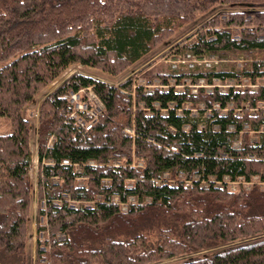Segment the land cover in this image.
Instances as JSON below:
<instances>
[{
    "label": "trees",
    "instance_id": "16d2710c",
    "mask_svg": "<svg viewBox=\"0 0 264 264\" xmlns=\"http://www.w3.org/2000/svg\"><path fill=\"white\" fill-rule=\"evenodd\" d=\"M192 24L166 56L250 60L147 66L160 86L135 99L136 77L75 73L38 108L35 193L42 91L75 65L117 75ZM189 78L228 87L194 93ZM87 87L105 107L89 129L69 97ZM0 122V254L13 264H28L35 194L36 264H264V0H0Z\"/></svg>",
    "mask_w": 264,
    "mask_h": 264
},
{
    "label": "rangeland",
    "instance_id": "374dc122",
    "mask_svg": "<svg viewBox=\"0 0 264 264\" xmlns=\"http://www.w3.org/2000/svg\"><path fill=\"white\" fill-rule=\"evenodd\" d=\"M195 24L192 25H187L186 28L180 30L179 32L176 33L174 37H172V43L168 47H165L164 49H158L157 51L154 52V54H149L143 57V60L139 61L138 63L133 64L131 67H128L126 69L121 70V73L117 75H111V74H106L102 72L101 70H96L88 67H83L82 65H75L71 68H69L66 72H64V75L59 78L57 81L53 82L52 85H50L47 89L43 90L42 93L38 96V99L36 103L31 106L30 110V115L29 118L32 121L33 127H32V132H31V138H30V152L31 155H33V164H32V169L29 172V178L32 181L33 184V189L35 190V193L38 192V174H39V169L40 166H38V149H39V140H40V134L38 135L37 132L39 131V121H38V116H39V106L41 102L47 97L49 94L53 93L54 90H56L58 87H60L61 84H63L68 78L71 76L75 75V73H81L83 75H90L97 81H101L104 84H107L108 86H115V87H120L123 82L126 80H129L132 77H136L135 79L137 82L133 85L132 91L131 92H126L124 93L129 94L132 96V98L135 99L136 94L134 90L139 86H143L147 88V90H152L156 86H160L159 81H155V85H148L146 82L142 80V70L145 69L147 66H155L160 63H166L170 65L173 69H177L181 67V65H187L188 67L195 68L198 67L200 69L204 68H210L212 65H223V64H228V65H235L238 67V69H241L246 61L250 60V57L241 53H235L234 56L232 55H224L223 58L220 56L216 55H211V57H196L191 53H183L181 56H177L176 58H173L172 55L166 56V54L169 52V50L177 47V44L181 43L183 39H186L188 35H190L192 32L195 31L194 29ZM219 61V62H218ZM215 62V63H214ZM147 69V68H146ZM224 69V68H223ZM223 69H220L221 71ZM215 84L212 85H207V80L205 79H185V83L188 85L189 89L196 93V90L201 89V87H204L206 91L212 92L214 87H218L220 90H225L227 89L228 85H223L220 83L218 79H214L213 81ZM173 83V81H172ZM230 84H234L236 87H243V84H235L232 81H229ZM172 85V84H171ZM170 85V86H171ZM177 89H181L182 86L176 87ZM77 96V99L74 100V97ZM70 101L75 104V108H77L78 111H85L86 108H88V115L90 117V120L86 122L85 120H80V125L84 127V124H95L96 120L98 119L100 113L104 110V104L101 101V99L96 95L94 92L93 87H87V88H82L79 92L76 93H71L69 95ZM86 98L87 101L84 102L83 99ZM197 106V105H195ZM189 108L190 105H188ZM85 108V109H83ZM193 114L198 115V110L196 108H192ZM207 116H210V113L207 114ZM93 117V118H92ZM5 125L0 122V128L1 130L4 129ZM0 130V131H1ZM126 132L133 135V130L132 128H125ZM48 143L50 145L53 144V138H49ZM256 179V178H255ZM188 185H190L189 182H187ZM254 183V182H253ZM206 185V184H205ZM203 185V186H205ZM249 187V186H248ZM235 189V188H233ZM37 198L38 194H35V197L33 199L34 203L32 205V217L30 220V225H29V230L27 235L29 236L28 238V243L30 249L28 250V264H36L37 258H35V254L37 251ZM133 202V201H131ZM4 202H1L2 204ZM192 256H186L184 258H179V259H174L171 261H166L163 262V264H175L177 262L186 261ZM19 258L17 255H13L11 257L7 256H1L0 254V262L1 264H13L16 259ZM194 258H197V255L194 256ZM186 259V260H184Z\"/></svg>",
    "mask_w": 264,
    "mask_h": 264
},
{
    "label": "built area",
    "instance_id": "2783aa9c",
    "mask_svg": "<svg viewBox=\"0 0 264 264\" xmlns=\"http://www.w3.org/2000/svg\"><path fill=\"white\" fill-rule=\"evenodd\" d=\"M77 99V96L76 97H74V100H76ZM83 109H85V108H83ZM85 110H88V108H86ZM84 126L86 127V129H89L91 126H92V124L91 123H89V124H84ZM63 164L64 165H67V164H69V161L67 160V161H63Z\"/></svg>",
    "mask_w": 264,
    "mask_h": 264
},
{
    "label": "bare ground",
    "instance_id": "6f19581e",
    "mask_svg": "<svg viewBox=\"0 0 264 264\" xmlns=\"http://www.w3.org/2000/svg\"><path fill=\"white\" fill-rule=\"evenodd\" d=\"M218 62H219V61H218ZM214 63H215V62H214ZM213 65H214V64H213ZM213 65H212V66H213ZM68 98H69V97H68ZM92 118H93V117H92Z\"/></svg>",
    "mask_w": 264,
    "mask_h": 264
}]
</instances>
